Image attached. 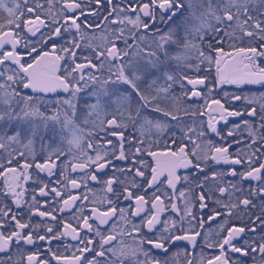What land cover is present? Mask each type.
<instances>
[{
	"label": "snow or ice",
	"instance_id": "obj_1",
	"mask_svg": "<svg viewBox=\"0 0 264 264\" xmlns=\"http://www.w3.org/2000/svg\"><path fill=\"white\" fill-rule=\"evenodd\" d=\"M46 3L47 10L40 0L31 4L29 0H0V176L4 177L0 195L10 197L14 205L0 206V264H22L26 246L35 248L27 252V264H50L40 259L41 242L49 246L58 264L61 260L64 264H168L167 259L150 258L149 253L158 249L167 254L177 241L195 247L200 235L182 228L178 234L172 230L175 221L171 229L167 220L161 221V214L169 209L181 221L196 219L193 203L186 200L181 210L157 195L165 173L168 186L176 189L181 179L178 168L191 169L194 188L189 190L199 189L201 211L219 193L213 202L228 217L235 215L242 221L248 217L246 223L230 227L222 242L209 245L220 252L208 264H245L249 256L253 264H264V234L259 242L234 243L246 231L255 234L257 227L264 233V92L241 96L225 91L223 103L212 99L219 119L210 116L206 127L202 120L194 127L197 117L207 115L198 102L203 100L208 106V97L223 91L224 85L264 88V0H59L60 11L55 13L53 0ZM102 10L107 12L103 20L114 17L110 23L117 27L95 36L86 29L99 25L88 17L100 19ZM49 93L57 95L49 98ZM242 99L246 101L243 110H230V101ZM78 110L84 113L85 125L89 120L93 124L86 137L77 122ZM229 117H240L241 122L225 134L217 124L220 120L227 124ZM241 125L248 131L247 151L230 152L232 143H241L237 138ZM213 135L220 138L219 146ZM205 137L207 151L197 142ZM38 143L41 152L47 153L40 161L36 159ZM161 147L167 150L158 151ZM67 156L72 159L65 163L61 157ZM209 159L233 167L209 176L204 166ZM68 168L83 173L79 182L66 175ZM32 169L34 182L40 185L39 196L59 198L60 207L41 210L49 201L42 202L35 194L31 203L22 199L24 192L18 189L21 180L32 179ZM55 169L60 170L65 189L69 184L74 189L87 187L88 180L102 183L108 207L85 214L80 205L76 226L61 221L64 231L45 225L41 234V225L32 224L31 216L57 221L54 212L71 210L77 200L88 199L70 192L65 198L57 187H50ZM41 173L47 174L49 182ZM226 174L235 182L224 183ZM209 179L218 182L206 188ZM148 188L154 189L150 196ZM141 190L144 194H139ZM184 195L181 191L180 197ZM225 195L227 203L221 199ZM121 199L129 201L127 207H118ZM25 212L27 221L23 220ZM211 212L209 219L222 215L216 209ZM117 213L125 224L119 232L113 220ZM129 217H140V221ZM161 223L163 231L157 234ZM67 236L77 241L78 255L72 260L51 248L53 240ZM125 236L134 245H128ZM14 246L20 253L15 262ZM230 253L239 257L233 260ZM187 264H193L192 260Z\"/></svg>",
	"mask_w": 264,
	"mask_h": 264
},
{
	"label": "flooded vegetation",
	"instance_id": "obj_2",
	"mask_svg": "<svg viewBox=\"0 0 264 264\" xmlns=\"http://www.w3.org/2000/svg\"><path fill=\"white\" fill-rule=\"evenodd\" d=\"M30 4L33 3V0H29ZM41 3L44 4L45 10L48 9V4L46 3V0H40ZM115 3H119L120 0H114ZM60 3L59 0H53V7H52V12H59L60 11ZM92 8L95 9V5H92ZM106 11H101V18L96 19L94 16L88 17L89 20L93 23V25L98 24L99 27H92L86 29L87 32L95 35V36H100L108 32L110 28H116L117 25H113L110 23V21L114 17H109L108 21L103 20V16L106 15ZM98 42V41H97ZM6 47H10V45H6ZM226 50H228L226 48ZM213 75H214V69H213ZM228 92L230 94H237L241 96H252V95H258L260 92H264V88H261L258 85H243V86H236V85H224L223 86V91L217 90L215 91L212 96L208 97V106H204V101L201 100L198 102L199 105L203 106L202 110L207 113V115L197 117V124L194 125V127L199 126V122L202 120L204 121V126L206 127L207 121L210 116L215 117L216 119H219V113L216 111L217 106L215 104H212V99H221V102L223 103V92ZM57 94L56 93H49L48 96L49 98H54ZM61 96H63V93H60ZM231 108L230 110L233 109H240L243 110L244 107L246 106V101L239 100V101H230ZM227 106V105H226ZM257 107L259 106L258 104L256 105ZM77 117H78V123L81 124L83 130H84V135L85 137L87 136V132L93 128V124L91 123V120H89L88 124H84V113L80 112L78 110L77 112ZM241 118L240 117H229L228 118V123L225 124L223 120H220L219 123L217 124V127L220 128L225 134L227 133V130L232 127V125L240 123ZM191 123V121H189ZM138 135V133H137ZM194 138H195V134ZM237 138L241 140V143L236 144L232 143V147L229 149L230 152H236L237 149L247 151L246 145L250 143V140L248 138V131L247 129L244 128L243 125H241L240 131L237 133ZM207 137L202 138L198 140L197 142L201 144V148L205 151L209 150L208 145H207ZM211 139L213 142L219 146L221 144L220 138L216 136H212ZM229 142L233 140L232 137L228 138ZM87 143V139H85V144ZM169 147H174V146H169ZM192 147L191 144L188 145V148L190 149ZM67 144H64V149L67 151ZM158 151H166L167 149L164 148H158ZM90 153L92 150L88 149ZM73 155L76 157H80V153L76 149H72ZM46 152H41V148L39 143L36 145V159L38 161L42 160L44 156H46ZM202 154V153H201ZM7 157L6 155L4 156V160L6 161ZM31 159V157H29ZM72 156H67V157H61V160L67 161L71 160ZM145 159L155 166V162L152 160L151 157H145ZM23 163V161H21ZM58 164H60V161H57ZM202 165H204V161H201ZM15 166V165H14ZM207 173L209 176H211L212 171L216 172H225L233 167L232 165L224 164V163H219L216 164L212 162L210 159L208 160L207 164L204 165ZM237 169H242L241 165H236L235 166ZM30 174L32 176V179H29L27 181L21 180V188L18 189V191H23L24 196L22 197L23 200L27 201L28 203H31V196L35 194L37 196V199L40 201H45L48 200L49 203L44 205V207L41 208V210H47V211H52L53 208H58L60 207V204L58 203L59 198H57L55 201L51 199V197H41L39 196L38 189L40 185L34 182L35 180V170H29ZM56 175L51 177V183L50 187L55 186L59 190H61L64 193L65 198H67L69 192L72 195H87L88 199L87 200H77L76 205L77 207L72 208L71 210H65L63 213H60L59 211L54 212L53 214L57 216V221H52L48 217H40L38 215H33L31 216V223L32 224H40L41 227L39 229L41 234H44L45 232V225H52L54 227H59V231H64L61 221L66 222V223H71L73 226H76L77 220H76V215L78 214V207L80 205H83L84 207V213L89 214L91 213V210L93 208H96L97 211H103L105 210L108 205L106 201V192L104 189V185L102 183L98 182H93L91 180L87 181V187H84L83 185L79 189H74L71 187L69 184L67 189L64 188V179L63 176H60V170L55 169L54 170ZM150 172L151 170L149 169L146 175H149L150 178ZM191 169H185V168H178L176 170V174L181 177V179L176 183V189L173 190L170 188L167 184L166 181V176L167 173H165V176L161 177V180L164 181L163 185H159L160 187V192L157 193V195L161 196V199L164 200L165 204H168L169 202L175 203L178 208L183 210L185 206V201L188 200L189 202L193 203L195 207L193 208V212L196 215V219L192 220L191 223H189L190 218H185L183 221L180 220L179 215L176 212H172L170 209L164 213L161 214V221L167 220L169 228H172L173 221L176 222L175 224V229H172L173 231H176L178 234L180 233V229L182 228L185 232L191 233L193 231L199 232L200 235L196 238L197 243L196 246L193 247L192 245L188 244L186 241H177L173 243L169 247V252L167 254L163 253L161 250L158 249H153L149 253V257L154 259V260H159L163 261L165 259L168 260V264H187L188 260H192L193 264H201V261L203 264H208V260L211 259L214 255H218L220 252V249L218 247H209V245H217L219 242H222V239L227 236V230L230 227L233 226H240L242 223H246L248 220V217L245 216L243 221L237 216L233 215L231 217H228L226 214L225 209L222 207H219L215 205L213 202L216 197L219 196V193H216L215 196L213 197L212 200L207 201L208 203V208L204 209L201 211L199 209V201H198V196H199V189H195L193 191H190V188H194V185L191 183ZM11 175V174H9ZM66 175H68L70 178H76L79 182V178L83 176V173L80 171L77 172H72L70 168L67 169ZM41 178L47 183L49 182V177L47 176L46 173H41L40 174ZM188 176L189 179L186 181L184 180V177ZM57 179L61 180L60 184H56L55 181ZM236 178L231 177L230 175H225L223 177L224 183H227V181L231 180L235 182ZM219 181V178H218ZM218 181H212L209 179L208 185H206V188L209 186L214 185ZM255 184V182H252ZM147 187V186H145ZM248 187V182H245L243 185V188L245 191L247 190ZM4 188V177L0 176V191H2ZM36 190L35 193L33 190ZM154 189L148 188L147 193L150 196L152 191ZM184 192V197H180V192ZM165 193L167 195H165ZM139 194H144L143 191L141 190ZM110 196L111 194H107ZM236 195H240L239 192L236 193ZM221 199L224 200L225 203L228 202V196L225 195L221 197ZM9 205L14 207L11 203V198L10 197H4L0 195V206L3 205ZM129 204V201L121 199L119 202L118 207L125 208ZM216 209L222 213V215L216 216L214 219H209V216L212 214L211 210ZM258 212V210H257ZM143 215V214H141ZM119 213H117V216L113 218L114 221L117 223V232L122 229L125 224L122 221H119L118 219ZM130 219L133 220L135 223H139L140 217H129ZM29 219L28 214L25 212L23 215V220L27 221ZM201 220L203 221V226L201 227L200 222ZM227 221V222H226ZM111 223V221H110ZM107 226H102V228H106ZM130 227V226H129ZM163 223L158 224L156 226V232L159 234L160 232L163 231ZM146 230V229H145ZM7 234V233H6ZM264 234L262 233L260 227H257L256 233H250V232H245L242 233L240 237L236 238L234 240V243L237 245H242L244 243V240L247 239L250 243L255 240L259 242L260 236ZM125 242L128 245H134L133 240L131 237L125 236L124 237ZM43 245L40 248V259L42 260H48L50 264H58V262L52 258V254L48 252V245L44 242H41ZM77 244V241H73L70 236L67 237H62L60 240H53L51 243V248L52 252H56L62 257H67L69 260H72L74 258V254L78 255L76 252V247L75 245ZM146 248L150 247L149 245H145ZM35 251V248L33 246H26L24 249V255L25 259L23 260L22 264H27L26 261V255L27 252ZM187 252V255L185 254ZM2 255V254H0ZM231 257L233 260H236L239 257V254L237 253H230ZM20 258V253L16 252L15 246L13 247V262L18 260ZM140 260L144 261L145 257L143 254L140 256ZM59 264H64L63 260L59 262ZM245 264H253V260L251 256L245 258Z\"/></svg>",
	"mask_w": 264,
	"mask_h": 264
}]
</instances>
